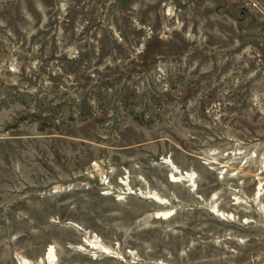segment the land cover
Wrapping results in <instances>:
<instances>
[{
  "label": "rangeland",
  "instance_id": "rangeland-1",
  "mask_svg": "<svg viewBox=\"0 0 264 264\" xmlns=\"http://www.w3.org/2000/svg\"><path fill=\"white\" fill-rule=\"evenodd\" d=\"M25 262L264 264V0H0V264Z\"/></svg>",
  "mask_w": 264,
  "mask_h": 264
},
{
  "label": "bare ground",
  "instance_id": "bare-ground-1",
  "mask_svg": "<svg viewBox=\"0 0 264 264\" xmlns=\"http://www.w3.org/2000/svg\"><path fill=\"white\" fill-rule=\"evenodd\" d=\"M166 164L169 165L170 163L167 162ZM174 170L176 171V173H178L177 170H176L175 168H174ZM185 176L187 177V179H189V182L192 183V180H193V179H192V176H190L189 174H185ZM170 178H171V181H172V182H179V181H181V179H183V174H180V176H178V178H176V177H174V176H171ZM148 199H151V200H153V201L159 202V203H161V204L165 203L164 201L160 200V199H159L158 197H156L155 195H153V196L151 195V197H149ZM93 248H94V249H98V247L95 246V245H93ZM102 251L108 253L107 250H105V249H102ZM103 254H104V253H103ZM53 259H54L53 250L50 249L49 252H48V255H47V260L49 261V263H51V262H52L51 260H53ZM23 264H28V263L25 262V263H23Z\"/></svg>",
  "mask_w": 264,
  "mask_h": 264
},
{
  "label": "trees",
  "instance_id": "trees-1",
  "mask_svg": "<svg viewBox=\"0 0 264 264\" xmlns=\"http://www.w3.org/2000/svg\"><path fill=\"white\" fill-rule=\"evenodd\" d=\"M71 118V117H70Z\"/></svg>",
  "mask_w": 264,
  "mask_h": 264
}]
</instances>
